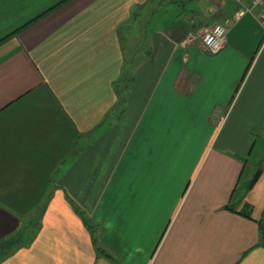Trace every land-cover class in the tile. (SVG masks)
Returning a JSON list of instances; mask_svg holds the SVG:
<instances>
[{
    "label": "crops",
    "instance_id": "0c3cea01",
    "mask_svg": "<svg viewBox=\"0 0 264 264\" xmlns=\"http://www.w3.org/2000/svg\"><path fill=\"white\" fill-rule=\"evenodd\" d=\"M237 8L0 0V264H264V31L196 36Z\"/></svg>",
    "mask_w": 264,
    "mask_h": 264
},
{
    "label": "built area",
    "instance_id": "2783aa9c",
    "mask_svg": "<svg viewBox=\"0 0 264 264\" xmlns=\"http://www.w3.org/2000/svg\"><path fill=\"white\" fill-rule=\"evenodd\" d=\"M234 2L238 8L232 17H225L203 32L200 44L205 53H215L223 47L233 18H237L243 12L251 13L264 31V0H234Z\"/></svg>",
    "mask_w": 264,
    "mask_h": 264
},
{
    "label": "rangeland",
    "instance_id": "374dc122",
    "mask_svg": "<svg viewBox=\"0 0 264 264\" xmlns=\"http://www.w3.org/2000/svg\"><path fill=\"white\" fill-rule=\"evenodd\" d=\"M203 1H206V0H202V2ZM145 12H143V14H144ZM142 14V12H141V15H143ZM208 27H210V26H208ZM208 27H203L201 30H199V32H197L196 33V36H197V40L199 41V42H201V37H202V34H203V32L208 28ZM123 75H124V73H123ZM118 78L119 79H121L122 77H121V74L118 76ZM261 149H264V138H263V141H262V146H261ZM255 154V153H254ZM253 154V155H254ZM257 170V167L255 168V170H254V172ZM31 226H33V225H35V223H36V216H33L32 218H31ZM32 229H33V227H32ZM19 239L16 237V236H14V237H8L5 241H4V243H3V245H1L0 246V253L1 252H3L5 249H8V247H9V245L12 243V242H14V243H18L19 241H18ZM4 247V248H3Z\"/></svg>",
    "mask_w": 264,
    "mask_h": 264
},
{
    "label": "trees",
    "instance_id": "16d2710c",
    "mask_svg": "<svg viewBox=\"0 0 264 264\" xmlns=\"http://www.w3.org/2000/svg\"><path fill=\"white\" fill-rule=\"evenodd\" d=\"M118 80H119V79H118ZM75 210H76L77 213L82 217L83 222H84L85 225L87 226V228H88V230L90 231V233H92V235H93V232H94V227H93V225H91V224L86 220V218L84 217V215H83V213H82V211H81L80 209L75 208ZM240 212H241L242 214L248 215L247 212H249V205H246V209L243 208V209L240 210ZM260 231H261V235H262V240H261V242L263 243V242H264V226L261 225V222H260ZM5 240H6V239H5ZM5 240H4V241H5ZM4 241H1V242H0V246L3 245ZM3 248H4V247H3ZM5 250H6V249H5ZM5 250H4V251H5ZM96 250H97V252H100V253L103 254L102 250H100L98 247H96ZM103 255H104V254H103Z\"/></svg>",
    "mask_w": 264,
    "mask_h": 264
},
{
    "label": "water",
    "instance_id": "95a60500",
    "mask_svg": "<svg viewBox=\"0 0 264 264\" xmlns=\"http://www.w3.org/2000/svg\"><path fill=\"white\" fill-rule=\"evenodd\" d=\"M259 172H260V168H257V170L253 173V176H252V178L250 180V183H252L257 178ZM260 222H261V225L264 226V210H263V212L261 214Z\"/></svg>",
    "mask_w": 264,
    "mask_h": 264
}]
</instances>
